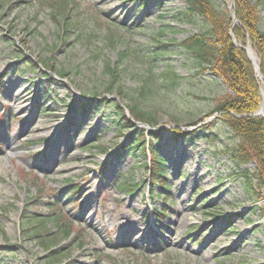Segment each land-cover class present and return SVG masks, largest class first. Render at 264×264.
<instances>
[{"label":"rangeland","instance_id":"1","mask_svg":"<svg viewBox=\"0 0 264 264\" xmlns=\"http://www.w3.org/2000/svg\"><path fill=\"white\" fill-rule=\"evenodd\" d=\"M232 1L212 3L230 12ZM253 1L264 27V0ZM186 8L0 0V264H264V192L242 177L254 179L256 164L238 167L225 152L234 137L207 116L229 90L183 47L206 26L183 21ZM125 95L164 133V188L128 149L143 126L119 132L112 122L115 101L132 105ZM212 120L208 138L174 139L176 122L194 132L193 121ZM24 214L45 219L43 241Z\"/></svg>","mask_w":264,"mask_h":264},{"label":"trees","instance_id":"2","mask_svg":"<svg viewBox=\"0 0 264 264\" xmlns=\"http://www.w3.org/2000/svg\"><path fill=\"white\" fill-rule=\"evenodd\" d=\"M212 2L213 0H186L187 8L180 14L182 20L196 25L198 19H201L206 26L203 32L186 38L183 47L195 55L194 57L203 65H206L203 71L222 79L227 85L229 93L217 100L214 109L207 116L217 115L214 119L219 120L234 137L236 143L225 152L231 155L238 167L246 166L248 163L256 164L254 179H251L247 173L242 175L247 182L249 192L251 190L252 193L256 190L264 192V118L254 116L262 105V90H264V27L261 4L253 0H235L237 24L234 25L232 13L227 10H219ZM231 30H233L234 39ZM248 43L251 44L258 56L259 75L262 79L256 75L253 64L244 50ZM27 66L35 72L39 69L38 64L34 62ZM109 72L114 76L117 74L116 70L109 69ZM64 73L62 75L65 76ZM167 78L172 89L178 87L180 77L174 71H169ZM128 97L132 105L127 108L116 101L112 106L115 111V119L112 122L118 126L119 132L127 127L136 128L137 122L149 125L153 129L157 127V118L151 112L140 108L135 97ZM87 110L84 108V112ZM215 120L202 123L200 127H197L200 125L199 123L193 121L192 125L196 126L194 132H186L176 122L175 130L172 131L174 139H206L208 135L205 134L214 130L212 126L213 122H217ZM135 132L133 133L136 135L134 141L132 144L130 142L131 145L128 149L130 151L141 150L153 186L161 185L164 188L167 170L164 159L160 156L157 148L158 142L164 137L163 131H149L143 127ZM216 140L215 138L214 141ZM135 186L137 185L130 184L124 188L133 192L136 190ZM77 193L78 191H73V196H76ZM259 202H264V197H261ZM23 217V225L26 229L28 228L27 231L31 226H36L31 238L43 241L44 229L42 228L44 227L39 229L38 226L44 225L45 219L32 220L25 214ZM23 232H26L25 228ZM43 245L48 247L45 242Z\"/></svg>","mask_w":264,"mask_h":264},{"label":"water","instance_id":"3","mask_svg":"<svg viewBox=\"0 0 264 264\" xmlns=\"http://www.w3.org/2000/svg\"><path fill=\"white\" fill-rule=\"evenodd\" d=\"M232 8H234V4L232 5ZM235 17H236V15H235V13L233 14V18L235 19ZM231 34H232V36H233V31H231ZM246 50V54H248V56H249V58H250V55H249V48H246L245 49ZM250 60H251V58H250ZM252 61V60H251ZM252 63H253V61H252ZM253 65H254V69H255V72L257 73V75L258 74H260V71H259V66H256L254 63H253ZM263 98H264V94H263ZM255 116L257 117V116H260V117H263L264 118V101H263V105H262V107H261V109L257 112V114H255ZM139 125H141V123L139 124Z\"/></svg>","mask_w":264,"mask_h":264},{"label":"bare ground","instance_id":"4","mask_svg":"<svg viewBox=\"0 0 264 264\" xmlns=\"http://www.w3.org/2000/svg\"><path fill=\"white\" fill-rule=\"evenodd\" d=\"M256 52L254 51V49L250 46V48H249V54H250V57H251V59H252V61L254 62V64L256 65V66H258V63H259V61H258V57H257V54H255ZM25 106L24 105H22V106H20V107H18L19 108V110H21V111H24L26 108H24ZM35 130H39V127H35ZM133 222L134 223H137L136 221H135V219L133 220ZM137 230H140V228H137Z\"/></svg>","mask_w":264,"mask_h":264}]
</instances>
